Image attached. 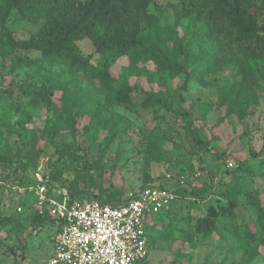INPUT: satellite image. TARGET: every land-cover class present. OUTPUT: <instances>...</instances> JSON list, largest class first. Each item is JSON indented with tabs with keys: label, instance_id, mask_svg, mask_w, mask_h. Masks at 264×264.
Returning <instances> with one entry per match:
<instances>
[{
	"label": "rangeland",
	"instance_id": "obj_1",
	"mask_svg": "<svg viewBox=\"0 0 264 264\" xmlns=\"http://www.w3.org/2000/svg\"><path fill=\"white\" fill-rule=\"evenodd\" d=\"M148 10L159 16L161 27L180 13L168 0H153ZM41 24L14 11L7 20L20 38ZM76 43L96 64L91 41ZM14 55L22 57L21 65L12 57L0 59V264H47L52 254V228L37 229L34 218L32 190L39 183L80 200L109 191L112 200L122 201L143 184L167 187L175 198L147 227L149 264H264V244L246 261L231 229L264 233V218L247 201L255 196L264 208V81L254 86L257 103L244 117L225 116L217 86L238 80L232 65L200 81L188 79L182 91L178 63L157 70L151 60L121 56L110 75L117 82L126 77L134 89L130 103L110 105L122 123L105 146L107 130L90 125L88 113L66 130L58 129L55 117L65 104V85L71 100H83L73 111L86 109L103 93L81 72L49 65L36 50ZM148 72H155L152 79ZM225 186L234 191L222 193ZM228 196L238 202L230 217L219 212ZM203 216H215L216 224L201 239L194 224Z\"/></svg>",
	"mask_w": 264,
	"mask_h": 264
},
{
	"label": "trees",
	"instance_id": "obj_2",
	"mask_svg": "<svg viewBox=\"0 0 264 264\" xmlns=\"http://www.w3.org/2000/svg\"><path fill=\"white\" fill-rule=\"evenodd\" d=\"M152 1L0 0V59L12 57L21 65L22 57L14 53L36 50L49 65H64L71 73L81 72L103 97L92 100L86 109L73 111L83 100H71V91L65 85V104L62 112L55 116L58 129L73 128L82 113H88L93 120L90 125L107 130L105 146L122 123L118 114L110 112V105L130 103L134 89L126 77L117 82L110 75V67L124 55L131 60H151L157 70L178 63L183 73L182 91L187 89L188 79L200 81L205 75L217 74L224 66L232 65L238 80L218 85L217 90L224 115L234 113L238 118L244 117L248 108L257 103L254 86L264 81V0H168L179 6L180 13L172 24L164 27L159 25V16L148 10ZM12 11L34 23L42 20V24L35 32L20 38L7 25ZM83 38L91 41L98 55L96 64L79 52L76 42ZM154 75L155 72L147 73L148 79ZM145 185L148 184L141 187ZM225 188L227 191L222 193L234 191L229 186ZM90 198L113 205L126 200H112L109 191L102 196L85 197ZM247 201L264 218V208L258 199L247 196ZM237 203L234 196H228L227 203L219 207L220 214L232 216ZM34 218L38 226H42L48 215L37 211ZM215 224V216H203L197 218L194 228L204 239L214 232ZM231 229L238 236L244 260L256 256L258 247L264 244V233L256 234L238 227ZM149 243L151 245V241ZM15 248L8 247L11 252Z\"/></svg>",
	"mask_w": 264,
	"mask_h": 264
},
{
	"label": "built area",
	"instance_id": "obj_3",
	"mask_svg": "<svg viewBox=\"0 0 264 264\" xmlns=\"http://www.w3.org/2000/svg\"><path fill=\"white\" fill-rule=\"evenodd\" d=\"M32 194L36 210L48 215L44 225L52 228L47 264H149V221L175 198L171 189L154 184L114 205L56 195L45 183L34 186Z\"/></svg>",
	"mask_w": 264,
	"mask_h": 264
}]
</instances>
